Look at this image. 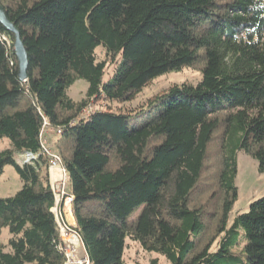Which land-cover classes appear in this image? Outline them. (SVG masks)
Here are the masks:
<instances>
[{"label":"trees","instance_id":"1","mask_svg":"<svg viewBox=\"0 0 264 264\" xmlns=\"http://www.w3.org/2000/svg\"><path fill=\"white\" fill-rule=\"evenodd\" d=\"M6 15L20 32L28 69L20 82L12 36L0 25V140L9 143L0 151V176L11 166L22 184L0 199V234H9L0 264L63 263L40 149L43 120L62 130L75 231L91 264H124L126 240L155 231L169 264H264V195L228 226L237 152L250 154L264 173V0H21ZM97 49L112 59L107 79ZM199 52V81L150 97L145 105L154 110L131 125L143 109L129 106L136 96L154 79L195 64ZM79 79L88 87L74 103L67 91ZM90 103L104 107L84 115ZM220 113L219 239L215 251L207 245L193 254L204 225L189 198ZM18 154L35 158L19 164ZM242 244L241 256L233 255Z\"/></svg>","mask_w":264,"mask_h":264},{"label":"rangeland","instance_id":"2","mask_svg":"<svg viewBox=\"0 0 264 264\" xmlns=\"http://www.w3.org/2000/svg\"><path fill=\"white\" fill-rule=\"evenodd\" d=\"M21 0H0L1 6L9 12L15 10L17 4ZM28 4L36 0H26ZM230 0H216L218 4H226ZM96 59L98 61L107 60L108 75L105 79L110 77L112 71V64L109 62L112 60L107 59L104 52L101 49L96 50ZM204 66V54L199 52L198 61L190 67L184 68L179 72L166 73L152 81V83L144 88L139 95L131 102L129 106L134 109L143 107L142 111L135 117L130 118V124L133 125L142 117L150 114L154 110L153 107H146L147 100L164 91L168 86L172 84H180L182 82H188L195 85L200 77L201 71ZM110 74V75H109ZM88 84L84 80H76L74 84L68 89L67 94L73 100L74 103H78L84 96L87 90ZM97 104V103H96ZM100 109L104 107L103 104H97ZM62 117H69L72 113H60ZM218 123L216 130L214 131L210 142L206 148L205 159L203 163V169L201 171L200 179L197 185L190 193L189 207L201 212L202 223L204 225V231L195 240L194 253L201 251L205 246L209 245L210 252L215 251L219 236H217V227L220 219V206L222 199V192L219 188L218 178L221 171V154L220 145L223 137L225 118L224 113L218 114L216 117ZM43 137L47 140V144L52 150L56 151L61 158L68 156L67 148L62 145L60 136L46 128ZM160 139L152 140L148 146V149L160 143ZM61 143V144H60ZM9 148L7 139L0 140V151ZM16 161L19 164L27 162L25 154H18ZM116 166L115 161H111L108 169L112 170ZM235 187L237 192V200L234 203L232 212L229 216L228 226L233 220L236 213L247 212L248 205L252 201L261 198L264 195V173L259 172L257 161L252 156L244 151L237 152L236 156V178ZM21 182L11 166H5L3 173L0 176V199L10 198L15 195L21 189ZM66 193L70 192L69 185L66 183ZM141 208L134 211L132 220L139 215ZM9 234L6 229H2L0 234V243L5 244ZM157 232L149 238H143L139 241H132L127 239L125 242V251L123 255L124 264H169L167 260L158 251L159 244L156 242ZM241 246L231 250L233 255L241 256ZM154 247L155 250H151Z\"/></svg>","mask_w":264,"mask_h":264},{"label":"built area","instance_id":"3","mask_svg":"<svg viewBox=\"0 0 264 264\" xmlns=\"http://www.w3.org/2000/svg\"><path fill=\"white\" fill-rule=\"evenodd\" d=\"M4 40L8 44L7 39L4 38ZM98 110V106L90 103L83 111V114L89 115ZM46 128H50V130L54 131L57 135H61L62 130L58 127H50L48 122L43 120L40 131L41 155L47 161L48 170H58L57 179L50 183V188L54 196V206L50 209V212L55 219L56 232L59 240L57 250L63 256L62 264H91L80 238L75 231V226L70 224L67 219V216L72 215L71 204L73 198L65 191L67 175L62 166L60 155L52 152L46 139L42 137ZM26 157L27 162L35 158L30 154H26Z\"/></svg>","mask_w":264,"mask_h":264},{"label":"water","instance_id":"4","mask_svg":"<svg viewBox=\"0 0 264 264\" xmlns=\"http://www.w3.org/2000/svg\"><path fill=\"white\" fill-rule=\"evenodd\" d=\"M0 25L12 36L13 54L16 60L17 78L25 83L27 79L28 58L21 35L15 25L8 19L5 9L0 4Z\"/></svg>","mask_w":264,"mask_h":264},{"label":"crops","instance_id":"5","mask_svg":"<svg viewBox=\"0 0 264 264\" xmlns=\"http://www.w3.org/2000/svg\"><path fill=\"white\" fill-rule=\"evenodd\" d=\"M60 140H61V143H62V138L60 137ZM48 175H49V181H50V183H52L54 180H56L57 179V176H58V170H56V169H53V170H48ZM67 219H68V221L70 222V224H72V225H74V226H76L75 225V221H74V218H73V216L71 215V216H67ZM136 219V217L134 218V220ZM125 251V250H124ZM123 255H124V253H123ZM122 259H123V256H122ZM124 263V262H123Z\"/></svg>","mask_w":264,"mask_h":264}]
</instances>
